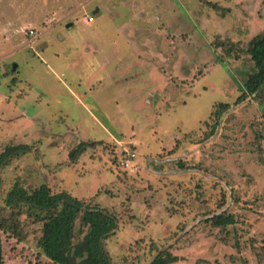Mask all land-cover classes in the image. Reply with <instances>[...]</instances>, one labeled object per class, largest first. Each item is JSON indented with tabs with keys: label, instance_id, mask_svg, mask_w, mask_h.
Returning <instances> with one entry per match:
<instances>
[{
	"label": "rangeland",
	"instance_id": "rangeland-1",
	"mask_svg": "<svg viewBox=\"0 0 264 264\" xmlns=\"http://www.w3.org/2000/svg\"><path fill=\"white\" fill-rule=\"evenodd\" d=\"M263 35L264 0H0V152L29 148L0 172L3 264H53L45 214L5 205L42 184L119 215L112 264H264V86L235 105Z\"/></svg>",
	"mask_w": 264,
	"mask_h": 264
},
{
	"label": "trees",
	"instance_id": "trees-1",
	"mask_svg": "<svg viewBox=\"0 0 264 264\" xmlns=\"http://www.w3.org/2000/svg\"><path fill=\"white\" fill-rule=\"evenodd\" d=\"M246 52L253 63V72L244 81L245 91L236 98L235 105L256 94L264 86V35L253 37ZM229 108L228 104L221 103L214 114L219 118ZM84 146L80 143L71 152L70 160H76L84 152ZM28 149L27 145H16L0 152V172L13 158L27 153ZM1 184L0 177V187ZM5 205L9 208L24 205L45 214L39 248L53 264H112L104 249V241L117 229L119 215L116 213L85 204L84 200H78L66 191L51 193L45 184L32 191L15 185L7 194ZM78 219L86 231L82 240L74 243L73 234ZM210 221L215 227L235 223L230 214L214 215ZM1 250L0 239V264H3ZM177 260L171 252L162 250L147 264H173Z\"/></svg>",
	"mask_w": 264,
	"mask_h": 264
},
{
	"label": "built area",
	"instance_id": "built-area-1",
	"mask_svg": "<svg viewBox=\"0 0 264 264\" xmlns=\"http://www.w3.org/2000/svg\"><path fill=\"white\" fill-rule=\"evenodd\" d=\"M87 21L88 22H92L93 21V17H91V16L87 17Z\"/></svg>",
	"mask_w": 264,
	"mask_h": 264
},
{
	"label": "crops",
	"instance_id": "crops-1",
	"mask_svg": "<svg viewBox=\"0 0 264 264\" xmlns=\"http://www.w3.org/2000/svg\"><path fill=\"white\" fill-rule=\"evenodd\" d=\"M100 13H98V14H95V15H99ZM88 22V21H87ZM93 22V21H92ZM88 23H90V22H88Z\"/></svg>",
	"mask_w": 264,
	"mask_h": 264
}]
</instances>
